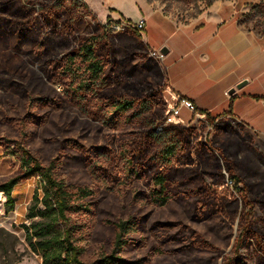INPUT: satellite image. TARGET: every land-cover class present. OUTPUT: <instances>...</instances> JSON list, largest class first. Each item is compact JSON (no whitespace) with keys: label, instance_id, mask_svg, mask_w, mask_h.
Wrapping results in <instances>:
<instances>
[{"label":"rangeland","instance_id":"1","mask_svg":"<svg viewBox=\"0 0 264 264\" xmlns=\"http://www.w3.org/2000/svg\"><path fill=\"white\" fill-rule=\"evenodd\" d=\"M146 1L183 22L198 18L210 2L231 3L240 23L264 33V0ZM104 3L115 6L108 9L112 19L90 10L84 0H0V184L20 174V162L8 152L22 143L45 165L54 161L57 174L66 182L95 188L96 195L91 199L95 214L71 215L77 225L76 243L82 247L81 264H98L114 253L132 264H225L235 258L242 264H264V109H255L253 119L248 121L251 126L225 118L210 125V118L196 111L185 118L179 114L175 123L166 124L170 107L178 100L168 90L162 59L151 53L160 48L154 41L157 27L162 25L160 12L149 16L145 0ZM118 11L128 12L129 19L122 18ZM134 16L137 19H132ZM145 16L151 28L149 43L154 49L143 39L145 29L139 31L140 36L110 26L117 20L134 25ZM14 29L21 30L23 37L13 33ZM87 38H98L114 57L115 64L105 73L103 94L148 100L147 111L140 118L119 123L126 124L123 128L112 129L86 113L83 104L62 94L64 82L49 80L45 61L77 49ZM29 96L43 102L30 110L31 116ZM160 127L177 129L183 140L188 139L186 130L191 128L197 129L201 137L209 135L213 147L222 150L241 178L237 184L230 183L233 172L222 154L199 148L192 150V158L184 167L169 171L172 181L182 185L185 178L201 170L218 195L227 187H235L243 196L230 201L221 215H208L198 221L196 197L182 195L183 189L195 187L194 183L182 189L176 186L177 196L164 206L137 199L151 188L156 172L155 166L149 167L145 160L144 178L133 183V191L117 186L113 189L110 181L97 184L90 160L95 148L111 146L117 150L119 142L129 138L121 135L130 132L138 133L131 137L138 148L143 134ZM68 139L73 142L67 143ZM75 141L85 146L86 155L72 147ZM36 190L41 195L39 177L22 180L13 189L11 210L0 190V264H43L42 255L34 249L24 228L31 222L27 213ZM246 215L259 238L248 233L238 242ZM132 220L139 221L138 226L125 233L124 244L115 251L113 223ZM167 221L182 223L188 230H167L158 224ZM193 230L198 233L195 239L190 233ZM205 241L213 245V251L199 246Z\"/></svg>","mask_w":264,"mask_h":264},{"label":"trees","instance_id":"2","mask_svg":"<svg viewBox=\"0 0 264 264\" xmlns=\"http://www.w3.org/2000/svg\"><path fill=\"white\" fill-rule=\"evenodd\" d=\"M134 32L141 36L139 31ZM13 33L19 38L23 37L21 30L14 29ZM40 47L42 48L43 45ZM45 62L50 75L49 80L52 83L64 82L62 94L65 97H70L77 104H83L81 107L84 109L82 110L96 116L112 129L125 127L126 124L120 126L118 124L125 123L131 118H140L147 111V99L131 100L122 96L103 94L106 70L115 64V61L111 50L108 47H103L98 38H87L77 49L65 53L60 58L48 59ZM39 100L37 97H28L27 106L30 116L32 115L30 110L43 103ZM195 110L210 118V125H214L220 118L238 119L233 114L231 107L216 116H212L207 111ZM110 120L116 122L112 124ZM186 131L188 139L183 140L177 129L151 130L143 134L144 138L139 142L138 148L137 142L131 139L138 133L130 132L121 135V137L129 138L120 141L117 150L111 146L95 148L94 155L90 157L95 170L94 180L97 184L110 181L109 183L113 184V189L117 186L119 190L133 191L131 189L133 183L144 178V162L146 161L149 167L155 166L156 172L152 178L151 188L138 197V200L164 206L177 196L174 193L176 186L182 189L186 185L194 183L196 186L184 188L182 195L186 198L196 197L194 200L195 219L201 221L208 215H221V210L230 201H235L240 195L243 196L236 192L235 187H227L221 195H218L212 185L207 183L204 172L201 170L196 171L192 178H185L182 185H177V182L170 179L169 171L174 167H184L189 158H192L194 150L199 148H203L207 152L218 150L211 144L209 135L201 137L197 129L194 128ZM71 141L68 139L66 142ZM73 144L75 145L72 147L77 151L84 154L87 152L83 144L76 141ZM16 146L17 149H9L8 153L20 162V174L0 184V190L6 195L7 208L9 210L14 208L12 192L16 185L22 180L39 177L42 193L40 195L36 190L33 203L28 210L27 216L31 222L29 225H24L27 237L34 249L42 255L43 264H81L82 247L76 243L77 225L72 222L71 215L95 214V204L91 199L95 197L96 189L66 182L57 174L55 170L57 166L54 161L45 165L22 143H17ZM186 150L188 151L186 152ZM218 151L233 172L230 181L232 183L235 181L236 184L241 182V178L232 169V162L222 150ZM142 160L143 162H141ZM242 192L244 193V191ZM138 224L139 221L135 220L113 223L115 251L124 244L125 233L130 228L137 227ZM158 224L167 230L176 227H179L181 232L188 230L186 225L179 222L167 221ZM241 226L238 242H241L248 233L258 237V233L251 226V219L248 215L245 217V223ZM190 233L193 239L198 235L194 230ZM199 246L208 251L214 250L213 245L206 241L200 243ZM240 262V259L235 258L233 261L228 259L225 264H239ZM98 264L132 263L114 253L101 259Z\"/></svg>","mask_w":264,"mask_h":264},{"label":"crops","instance_id":"3","mask_svg":"<svg viewBox=\"0 0 264 264\" xmlns=\"http://www.w3.org/2000/svg\"><path fill=\"white\" fill-rule=\"evenodd\" d=\"M84 2L99 16L104 13L112 19L108 9L115 7L113 4L106 6L104 0ZM145 3L149 16L157 11L161 14L162 25L157 27L154 41L159 49L168 48L162 59L168 90L174 100L184 97L194 104V110L182 107L181 117L190 116L195 109L217 115L231 107L238 117L236 121L251 126L248 121L253 119L255 109H264V33L240 23L231 3L211 4L190 22L166 14L150 1ZM118 12L122 18L128 15L126 11ZM144 19L143 39L154 49L149 43L151 30L146 16ZM245 79L248 82L237 88ZM234 87L236 90L230 93Z\"/></svg>","mask_w":264,"mask_h":264},{"label":"built area","instance_id":"4","mask_svg":"<svg viewBox=\"0 0 264 264\" xmlns=\"http://www.w3.org/2000/svg\"><path fill=\"white\" fill-rule=\"evenodd\" d=\"M111 28L113 30L116 31H125V30H132V31H141L142 29L144 30L145 26H146V20L144 18H141L136 24L134 25H130L129 23L123 21V20H117V21H113L112 24L110 25ZM152 55L159 57L161 59H163L164 54L159 50H153ZM182 107H188L192 110H194V104L193 102L188 99V98H184V97H178V104L174 105L172 107H170V110L167 114L165 123H175V121L178 119L179 114L181 112V108ZM201 116H203V114L199 113ZM163 128H157V131L162 130ZM230 183H232L230 181Z\"/></svg>","mask_w":264,"mask_h":264},{"label":"water","instance_id":"5","mask_svg":"<svg viewBox=\"0 0 264 264\" xmlns=\"http://www.w3.org/2000/svg\"><path fill=\"white\" fill-rule=\"evenodd\" d=\"M160 51H161L163 54H166V53L168 52V48H167V47H162V48L160 49ZM247 82H248L247 79L242 80V81H240V82L236 85V87H237V88H242ZM236 87L232 88L229 92H230V93H233V92L236 90Z\"/></svg>","mask_w":264,"mask_h":264}]
</instances>
